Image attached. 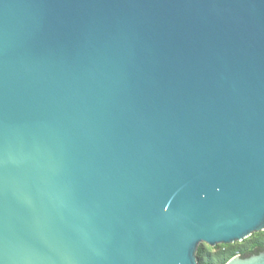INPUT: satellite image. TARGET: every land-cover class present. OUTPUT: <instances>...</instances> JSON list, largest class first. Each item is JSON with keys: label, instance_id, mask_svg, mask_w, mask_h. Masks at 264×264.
<instances>
[{"label": "water", "instance_id": "95a60500", "mask_svg": "<svg viewBox=\"0 0 264 264\" xmlns=\"http://www.w3.org/2000/svg\"><path fill=\"white\" fill-rule=\"evenodd\" d=\"M262 231L264 0H0V264H199Z\"/></svg>", "mask_w": 264, "mask_h": 264}, {"label": "trees", "instance_id": "16d2710c", "mask_svg": "<svg viewBox=\"0 0 264 264\" xmlns=\"http://www.w3.org/2000/svg\"><path fill=\"white\" fill-rule=\"evenodd\" d=\"M252 235L240 242V245H238L239 247L234 245H222L219 248L215 247L213 250L216 251V254L212 259H210L207 253L208 251H204V249L199 247L196 253L197 262L199 264H225L236 255L245 258L263 251L264 231Z\"/></svg>", "mask_w": 264, "mask_h": 264}, {"label": "rangeland", "instance_id": "374dc122", "mask_svg": "<svg viewBox=\"0 0 264 264\" xmlns=\"http://www.w3.org/2000/svg\"><path fill=\"white\" fill-rule=\"evenodd\" d=\"M230 245L238 246V245H240V242H236V243H233V244H230ZM220 246H222V245H218V246H216V248H219ZM199 247L204 249V251H208L207 253H208L210 259L214 258L215 254H216V251L213 250L214 248H211L207 244H201ZM248 250H249V248H248ZM236 256H238V255H236Z\"/></svg>", "mask_w": 264, "mask_h": 264}]
</instances>
